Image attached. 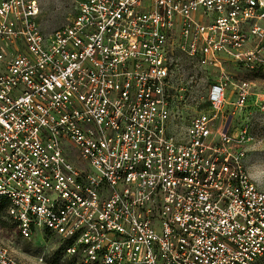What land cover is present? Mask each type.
I'll use <instances>...</instances> for the list:
<instances>
[{"label": "built area", "instance_id": "1", "mask_svg": "<svg viewBox=\"0 0 264 264\" xmlns=\"http://www.w3.org/2000/svg\"><path fill=\"white\" fill-rule=\"evenodd\" d=\"M39 13L0 2V205L18 237L70 241L83 264L262 260L264 192L225 107L231 85L234 109L252 96L230 66L264 69V0H79L50 33ZM188 69L211 76L192 116ZM3 234L0 264H46Z\"/></svg>", "mask_w": 264, "mask_h": 264}, {"label": "rangeland", "instance_id": "2", "mask_svg": "<svg viewBox=\"0 0 264 264\" xmlns=\"http://www.w3.org/2000/svg\"><path fill=\"white\" fill-rule=\"evenodd\" d=\"M36 1L40 7L38 20L41 28L43 32L50 33L52 30L69 23L79 0ZM228 72V78L229 80L232 79L231 81L247 79L252 82V96L241 110L231 106L235 100V95L233 86L228 87L226 99L230 104H226L225 108L226 111L231 112L232 116H227L225 123L233 133L239 129L247 128L246 137L248 140L244 144L247 157L246 169L257 187L264 192V70L256 78L246 73L245 70L238 71L232 66L228 68ZM207 74L204 71H192L191 69L185 72L186 82L180 94L185 99L183 112L185 111L188 116L200 113L207 108L205 99L211 80V76L207 77ZM187 122L188 119H182L175 129L177 131L183 130ZM0 226L4 230V242L22 261H35L41 258L46 264H52L56 261L57 264H83L80 256L65 255L62 242L48 233L34 235L27 241L21 240L17 235L16 227L7 217L4 209H0ZM255 264H264V257Z\"/></svg>", "mask_w": 264, "mask_h": 264}, {"label": "trees", "instance_id": "3", "mask_svg": "<svg viewBox=\"0 0 264 264\" xmlns=\"http://www.w3.org/2000/svg\"><path fill=\"white\" fill-rule=\"evenodd\" d=\"M263 70L264 69L262 67L256 68V70L250 71L249 72V75H253V77L256 78L257 76H259L258 74L260 72H263ZM6 205H7V202L6 201H3L2 204L0 205V209H3L4 207H6ZM62 244H63V252L65 253V249L71 244V242L70 241H65ZM52 264H57V261L56 262H53Z\"/></svg>", "mask_w": 264, "mask_h": 264}]
</instances>
